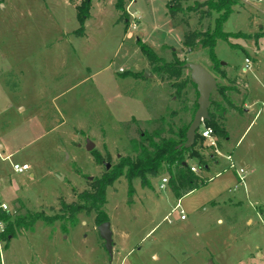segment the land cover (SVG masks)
<instances>
[{
	"label": "rangeland",
	"instance_id": "1",
	"mask_svg": "<svg viewBox=\"0 0 264 264\" xmlns=\"http://www.w3.org/2000/svg\"><path fill=\"white\" fill-rule=\"evenodd\" d=\"M196 1L202 2L182 1L183 12L172 19L168 0H136L130 9L141 13L137 27L128 29L115 0H91L84 34L76 35L80 0H1L0 202L7 211L60 213L61 202L75 200L104 163L133 155L144 131L169 136L168 128L190 121L195 87L187 83L177 98L173 79L153 73L137 39L163 61H171L175 50L179 59L217 77L207 48L189 51L182 45L185 31L215 25L218 14L207 16L206 5L192 9ZM223 31L257 35L218 38L213 50L218 70L243 76L233 79L242 86L246 79L251 108L230 120L235 134L222 148L224 156L208 139L195 144L210 166L207 173L195 157H186L204 182L182 197L188 218L180 221L178 210L171 211L177 197L169 182L165 189L158 186L161 177L169 178L165 169L150 186L133 179L132 190L121 176L106 189L103 208L116 248L112 258L91 213L66 229L64 219L52 225L38 220L7 244L1 241L3 264H264V0H237ZM248 54L255 62L243 71ZM146 70L154 76H145ZM188 75L183 69L182 78ZM219 95L212 91L215 104ZM87 139L94 143L91 150ZM93 150L104 163L95 162ZM15 163L29 169L16 172ZM234 170L244 179L235 180L236 186L225 181ZM218 184L213 203L210 194Z\"/></svg>",
	"mask_w": 264,
	"mask_h": 264
},
{
	"label": "trees",
	"instance_id": "2",
	"mask_svg": "<svg viewBox=\"0 0 264 264\" xmlns=\"http://www.w3.org/2000/svg\"><path fill=\"white\" fill-rule=\"evenodd\" d=\"M90 1L91 0H80L76 5V16L80 24V27L74 32L76 35L84 34V23L89 17ZM182 1L185 0H169L167 2L168 13L172 19L178 12H183ZM206 2V15L211 16L212 12L218 14L215 18L214 28L204 31L200 29L185 31L182 45L189 51L198 47L207 48L217 76L223 77L225 73L218 70L219 60L213 51L216 40L218 38L228 40L231 36H243L247 39H252L253 36L257 37V35L223 31V24L232 12V7L237 0H206ZM125 4L126 0H115L114 3L115 9L121 12V15L125 18L124 20L127 18ZM199 4H201V2H196L195 5L192 6V9L198 8ZM137 45L154 74L159 76L161 80L166 78L169 80L173 79L171 85L175 88L174 93L177 98L184 96L182 90L187 83L195 87L189 75L182 78V70L184 69L183 64L186 60L179 59L175 50H173L172 53V60L166 62L163 61L162 57H160L147 43L137 39ZM225 89V86L218 85L217 92L227 104L231 105L224 94ZM196 93L198 96L197 91ZM213 104L215 103L211 100V105ZM196 108L197 102L195 100L190 121L179 126L174 131L168 128L167 131L170 133L169 136H163L161 131L158 130L152 133L144 131L141 135V140L133 147V155L121 156L115 164H112L108 168L104 165V170L101 175L88 181L87 188L75 194V200L70 203L61 202L60 213L48 216L39 211H27L25 214L14 216L13 213L7 210H0V220L5 224L1 234V241L7 244V241L15 237L17 233L31 229L38 220L42 221L45 225H52L54 222L64 219L65 221H62L61 224L63 229L67 228V224L73 227L79 223L80 214L88 216L93 213L96 225L108 221L109 217L103 209L106 203L105 192L108 186L121 176L127 179L129 182V190H132L131 182L133 179H139L141 186H150V179L159 176L162 170L165 169L169 174V187L177 197H180L181 190H184L183 192L190 191L203 185L204 182L202 178L191 172L185 161L186 157H195L202 166L206 165L203 156L200 154V150L194 148L195 144L203 139L199 134L196 135L195 142L190 148H184L186 130L193 118ZM223 111V107L215 104L213 110H209V119L204 121L205 126L212 128L215 137L225 138L227 136L220 122ZM91 153L96 163H103L104 157L102 155L98 154L95 150Z\"/></svg>",
	"mask_w": 264,
	"mask_h": 264
},
{
	"label": "crops",
	"instance_id": "3",
	"mask_svg": "<svg viewBox=\"0 0 264 264\" xmlns=\"http://www.w3.org/2000/svg\"><path fill=\"white\" fill-rule=\"evenodd\" d=\"M203 1H206V0H202L201 4H203ZM135 2H136V0H135ZM196 2H198V1H196ZM134 4H132L131 6H133ZM201 4L198 5V8H200L202 6ZM134 10L136 11L137 15H139L141 13V12H139L136 9H134ZM126 24L128 25V29H129V27H130L129 22L127 21ZM192 30H194V29H192ZM202 31H204V30H202ZM182 41H183V39H182ZM245 58H248L249 59V64L246 67V64L247 63L245 62L243 71H246V69L247 68H250V65L255 62V58L251 57L249 54ZM143 60L145 61L146 59L143 57ZM244 61H245V59H244ZM146 63H147V61H146ZM221 71H223L225 73V76H223V77L222 76H217L216 77L214 74L213 75L215 76V78L217 80V85L225 86L226 89L224 91V94H225L226 98H228V100L231 103V105L227 104L222 99V96L219 95L220 96V100H219V102L217 104L220 105V107H223L224 108V111L222 112V119L220 120V122L222 124V127L225 129V131L227 133V137L226 138L216 137L217 138V141H220V143H221V149H219L220 144H218L219 142H217L216 149L218 150L217 151L218 153L217 152L216 153H217L218 156H224L223 154H221V150H222V148H224L225 144H227V142L230 140V137H232V134H235L233 132L234 126L230 124V120L232 118L237 119V120L242 119L243 116H244V114H242L240 110H242V108H244L245 109L244 110L245 113H247L249 111V109L251 108V104L249 102H247V98H248V86H247V82H246L245 77H244L245 82L243 83V86H242V85L238 84L237 82H235V80H233V79H236V77H243V76L238 75L237 73L236 74H233V72H228V70H225L224 68H221ZM152 76H154V75H152ZM263 89H264V86H263ZM247 128H248V126H246V129ZM246 129H244V131H246ZM2 147L3 146H0V148H2ZM227 155H230L231 156V154H227ZM227 155H225V156H227ZM214 164L217 165V163H214ZM191 165H193V164H191ZM209 169H210V166L208 164L204 165V171L206 173L209 171ZM237 173H238L237 170L236 171L235 170L232 171L230 173V175H228V177L225 179V181L226 182L229 181V182H231V184H234V186H235L236 184L234 182H235V180H237ZM197 175L199 177L203 178L202 175L199 174V172L197 173ZM201 186H204V184L201 185ZM197 188H199V187H197ZM197 188H195V189H197ZM219 188H220L219 184L218 185H215L214 188H213V190H212V192H211V194H210V199L212 200L213 203H214L215 194H218ZM193 190L185 191L183 195H180V197H177L176 196L177 197L176 198L177 201H176L175 205L179 202L180 205H181V208L184 210V212L186 214V218L185 219L181 220L179 218L180 221H185L188 218V215H187L186 210L184 209V205L182 203L183 202L182 201V197L184 195L188 194L189 192L193 191ZM175 205L173 206V208L175 207ZM173 208H172V210H173ZM165 216H164V218H165ZM115 249H116L115 248V244H113V252L115 251ZM1 263L3 264L2 261H1Z\"/></svg>",
	"mask_w": 264,
	"mask_h": 264
},
{
	"label": "water",
	"instance_id": "4",
	"mask_svg": "<svg viewBox=\"0 0 264 264\" xmlns=\"http://www.w3.org/2000/svg\"><path fill=\"white\" fill-rule=\"evenodd\" d=\"M206 1L201 4L206 5ZM183 68L189 71L190 80L195 84V89L198 92L196 99L197 108L194 112L193 118L186 130V141L184 148H190L194 142L198 129L201 124L209 119V106L211 104V94L213 90H217V80L215 76L203 67L201 64L194 62H185ZM145 76H151L149 70L145 71ZM94 147V143L90 140H86V149L91 150ZM185 163V162H184ZM109 164H107L108 166ZM91 178V177H90ZM96 230L103 241V245L108 252L110 258L113 256V239L112 231L110 228V222L104 221L96 226Z\"/></svg>",
	"mask_w": 264,
	"mask_h": 264
},
{
	"label": "built area",
	"instance_id": "5",
	"mask_svg": "<svg viewBox=\"0 0 264 264\" xmlns=\"http://www.w3.org/2000/svg\"><path fill=\"white\" fill-rule=\"evenodd\" d=\"M134 3H135V0H126V4H125V11L127 13L126 20L129 22L131 28H136L137 27V20L139 18V15H137L136 11L134 9L133 10L130 9L131 5L134 4ZM245 62L247 63L246 64V67H247L248 64H249V59L245 58ZM202 124L204 125V122ZM198 134L203 139H208V141H209L208 146H214L215 152L218 151L216 149V147H217V138L214 136L213 130H212L211 127H208V126L204 125L203 129ZM226 158H227V160H229V168H234V164L231 161V156L227 155ZM12 167H13V170L16 171V172H24V171L29 169V165L26 164V163L21 164V165L15 163V164L12 165ZM189 169H190L191 172H193L195 174L198 173V167L195 166V165H190ZM237 179H238L237 184L244 182L243 176L239 172L237 173ZM168 182H169V178L168 177H166V176L161 177L160 182L158 184L159 188L160 189H165L167 187V185H168ZM6 209H7L6 203L0 202V210H6ZM174 210H178L179 218L181 220L186 218V214H185L184 210L181 208V205H180L179 202L175 205V207L173 208L172 211H174ZM169 215H166L165 218H168ZM4 227H5L4 222L0 220V244H1V234H2V232L4 230Z\"/></svg>",
	"mask_w": 264,
	"mask_h": 264
},
{
	"label": "flooded vegetation",
	"instance_id": "6",
	"mask_svg": "<svg viewBox=\"0 0 264 264\" xmlns=\"http://www.w3.org/2000/svg\"><path fill=\"white\" fill-rule=\"evenodd\" d=\"M103 163H104V161H103ZM104 164L107 166L106 163H104ZM108 167H110V164L107 166V168H108ZM97 225H98V224H97ZM97 225H96V226H97ZM102 242H103V241H102ZM113 244H114V243H113ZM0 245H1V244H0ZM1 250H2V248H1V246H0V257H1ZM1 264H2V263H1Z\"/></svg>",
	"mask_w": 264,
	"mask_h": 264
}]
</instances>
